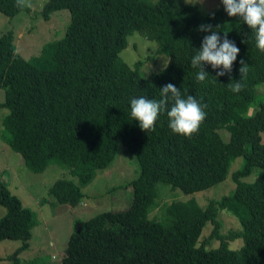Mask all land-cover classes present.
I'll list each match as a JSON object with an SVG mask.
<instances>
[{"label":"trees","instance_id":"trees-1","mask_svg":"<svg viewBox=\"0 0 264 264\" xmlns=\"http://www.w3.org/2000/svg\"><path fill=\"white\" fill-rule=\"evenodd\" d=\"M61 10L70 13L65 35L30 60L17 53L12 32L0 34L4 141L32 173L50 164L67 170L72 179H58L48 193L69 209L80 204L82 189L96 173L111 166L119 147L136 159L138 175L127 185L132 190L128 208L83 222L70 235L60 264H264V101L247 115L264 84V53L254 47L251 30L239 22L228 32L240 49L231 73L216 80L221 69L204 65L209 75L197 82L198 69L190 67L189 57L205 33L196 26H220L219 14L210 19L184 0H47L43 18ZM24 11L29 8L22 0H0V14L6 17ZM134 33L156 43V58L166 69L146 78L140 73L142 61L132 67L122 60ZM241 58L248 71L241 91L233 93L229 76L240 79ZM167 83L203 106L205 118L190 136L172 133L166 112L143 131L128 115L130 98L158 100ZM221 130L228 133L226 141ZM228 178L234 189L205 207L195 197L183 200L174 194L200 193ZM169 195L174 200L152 216ZM0 206L5 209L0 242L21 243L8 256L12 264H20L19 255L29 249L38 221L1 177ZM222 211L237 219L238 230L220 232ZM209 224L212 230L203 238ZM212 240L217 247H208ZM235 240L242 242L238 249L230 247Z\"/></svg>","mask_w":264,"mask_h":264},{"label":"rangeland","instance_id":"rangeland-1","mask_svg":"<svg viewBox=\"0 0 264 264\" xmlns=\"http://www.w3.org/2000/svg\"><path fill=\"white\" fill-rule=\"evenodd\" d=\"M22 1L29 11L20 12L13 17L0 14V34L12 32L13 44L17 53L24 59L30 60L39 56L46 44L63 38L70 22V13L67 10L56 11L50 14L49 20H45L42 9L47 0ZM184 2L197 5L203 15L219 14L221 28L223 29L227 24L230 27L229 32L239 24L237 17L226 15L219 0H184ZM156 50V43L146 40L140 36V33H134L128 38V46L120 56L132 67L136 62L142 61L143 67L140 73L144 77L150 78L154 72L162 68L161 58H156ZM45 61L46 63L43 65L48 67V58L45 57ZM4 95V90L0 89V103L4 101ZM263 101L264 84L258 87L256 99L254 104L250 105L247 115H251L254 108ZM6 115L7 110L2 109L0 111V177L10 192L20 200L23 207L34 213L38 221L31 230L30 247L19 255V263L60 264L66 252L70 235L78 231L83 222L105 211H119L128 208L132 201V190L127 185L137 177L138 163L124 147H119L118 155L111 166L103 171H98L94 180L82 189L84 198L78 206L69 209L64 205H57L48 193L49 188L58 179H72V177L67 170L57 164H50L41 173H32L24 164L22 157L13 152L4 141L1 123ZM220 134L225 141L228 139L226 131L221 130ZM238 167L239 162L234 163L232 172L236 171ZM234 187L235 183L232 178H228L212 189L200 193L184 195L176 190L174 194L183 200L195 197L197 202L205 207L211 200L220 199L229 194ZM166 189L169 188H160V190ZM157 199L159 198L157 197ZM172 200L174 199L170 195L164 196L158 208L152 212V216H158L162 207L171 203ZM4 214L5 209L0 206V218ZM218 219L222 224L220 232L223 235H228L239 229L237 219L228 212L222 211ZM211 230L212 226L207 225L202 232V237H207ZM20 245L19 241H1L0 264H12L8 256L15 252ZM241 245L240 240H235L230 244V247L238 249ZM217 246L218 241L216 240H212L208 245L210 248Z\"/></svg>","mask_w":264,"mask_h":264},{"label":"clouds","instance_id":"clouds-1","mask_svg":"<svg viewBox=\"0 0 264 264\" xmlns=\"http://www.w3.org/2000/svg\"><path fill=\"white\" fill-rule=\"evenodd\" d=\"M219 3L228 17H237L239 22L251 30L254 47L264 53V0H219ZM214 16L211 13L210 19ZM196 30L205 35L202 36L199 48L193 49L194 53L189 57L190 67L198 69L195 81L203 82L209 75L204 65H209L213 70L221 69L215 72L216 80L226 72L231 73L240 49L235 41L228 38L230 27L226 24L221 30L219 25L202 23L196 26ZM238 63L240 79L232 80L229 76V89L233 93L241 91V80L248 71V64L243 58ZM166 68L167 64H164L161 71ZM159 90L158 100L146 99L143 95L130 98L128 115L131 119L143 131L151 129L158 115L166 112L167 126L172 133L186 137L195 133L205 118L203 106L198 100L192 95L182 96L181 90L172 83L161 86Z\"/></svg>","mask_w":264,"mask_h":264}]
</instances>
